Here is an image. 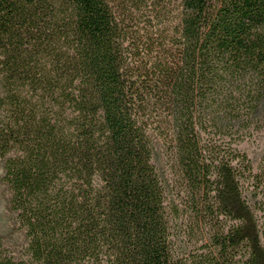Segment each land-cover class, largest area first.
Masks as SVG:
<instances>
[{"label":"trees","instance_id":"16d2710c","mask_svg":"<svg viewBox=\"0 0 264 264\" xmlns=\"http://www.w3.org/2000/svg\"><path fill=\"white\" fill-rule=\"evenodd\" d=\"M262 121L264 0H0L1 181L25 237L17 256L0 234V264H264L243 193L264 164L234 146ZM182 212L208 224L196 250Z\"/></svg>","mask_w":264,"mask_h":264},{"label":"rangeland","instance_id":"374dc122","mask_svg":"<svg viewBox=\"0 0 264 264\" xmlns=\"http://www.w3.org/2000/svg\"><path fill=\"white\" fill-rule=\"evenodd\" d=\"M246 132L247 133L241 139L236 140L234 146L240 152L246 153L250 158L254 173L261 174L264 164V121L256 127H250ZM152 161L157 166L160 177L169 195L174 196V194H176V190L173 189L174 174L168 163H166L164 147L161 142L155 145ZM3 173V163L0 162V234L7 235L6 242L9 247L17 256H22V246L24 245L25 239L24 230L18 228L15 222V214L8 209L10 191L1 181ZM244 186V195L250 201L256 203V212L261 222L262 239L264 242V174L260 176L259 179H250ZM209 220L210 219H208L207 222H209ZM222 221L227 224L230 222L226 219ZM211 222L217 224L218 221L215 217H211ZM208 229V224H203L201 222L200 225H195L194 220L192 219L190 221L187 215L182 212L177 229L179 235L178 244H180L183 249L196 250L200 244H202L203 239L207 237Z\"/></svg>","mask_w":264,"mask_h":264}]
</instances>
